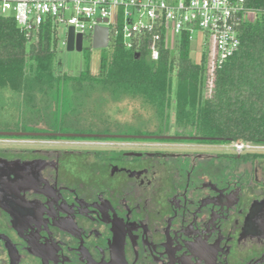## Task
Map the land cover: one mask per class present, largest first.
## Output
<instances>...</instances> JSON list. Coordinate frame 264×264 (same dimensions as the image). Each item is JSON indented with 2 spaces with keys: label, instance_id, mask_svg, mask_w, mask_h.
<instances>
[{
  "label": "flooded vegetation",
  "instance_id": "af4514ba",
  "mask_svg": "<svg viewBox=\"0 0 264 264\" xmlns=\"http://www.w3.org/2000/svg\"><path fill=\"white\" fill-rule=\"evenodd\" d=\"M49 134L0 135V264H264V147L169 134L194 146L100 150ZM96 135L74 138L112 134Z\"/></svg>",
  "mask_w": 264,
  "mask_h": 264
},
{
  "label": "trees",
  "instance_id": "16d2710c",
  "mask_svg": "<svg viewBox=\"0 0 264 264\" xmlns=\"http://www.w3.org/2000/svg\"><path fill=\"white\" fill-rule=\"evenodd\" d=\"M244 4L250 11L240 25L239 50L216 70L210 92L207 58L191 59V42L184 34L162 48L158 60L150 59L145 45L127 49L117 38L106 48L97 76L72 79L57 73L53 27L43 24L30 40L12 18L0 16V94L12 105L14 124L24 112L40 118L61 84L71 81L76 103L86 89L103 103H138L136 112L145 111L152 124L146 128L149 136H162L176 126L192 135L187 139L264 144V0ZM14 124L5 123L0 131L20 130Z\"/></svg>",
  "mask_w": 264,
  "mask_h": 264
},
{
  "label": "built area",
  "instance_id": "2783aa9c",
  "mask_svg": "<svg viewBox=\"0 0 264 264\" xmlns=\"http://www.w3.org/2000/svg\"><path fill=\"white\" fill-rule=\"evenodd\" d=\"M249 11L244 0H0V16L12 18L28 39L49 24L65 46L70 27L84 40L100 25L109 29V45L117 38L127 49L145 45L150 59L158 60L161 49L181 35L192 44L198 33L207 58L208 92L216 70L239 50L240 25ZM230 144L233 152L264 147L249 141Z\"/></svg>",
  "mask_w": 264,
  "mask_h": 264
},
{
  "label": "rangeland",
  "instance_id": "374dc122",
  "mask_svg": "<svg viewBox=\"0 0 264 264\" xmlns=\"http://www.w3.org/2000/svg\"><path fill=\"white\" fill-rule=\"evenodd\" d=\"M250 17H253V15L250 14ZM195 36L199 44L197 42L191 44L190 57L193 61H199L205 48L202 42L203 37L198 35V33ZM35 37L33 36L31 39ZM62 37H64V33ZM91 40L92 36L87 33L83 40V50L79 52L76 50L67 51L66 46L61 43L62 39L58 38L56 64L59 71L57 73H65L72 79L85 73L89 76H97L101 71L108 50L93 48ZM70 84L71 81L61 84L60 89L53 95V103H50V107L41 111L42 116L40 118L34 112H24L16 124H14L16 120H14L12 105H9V102L0 94V127L4 126L3 124L5 123H10L14 124L15 128H20V130H10L15 132H23L24 129H35L42 133L112 134L108 137L104 136V139H77L74 138L77 136L56 135L59 145L73 146L74 148L78 146L79 148L87 147V149L117 150L120 147H132L137 151H147L150 147L164 149L170 146H180L182 148L194 146L188 143L190 141H177L179 143L168 144L164 142L167 141L165 140L167 138L140 137V135L147 136L148 130L146 128L150 130L153 127L152 124H149L150 120L145 111L143 113L136 112L139 106L138 103L125 102L127 100L120 101L117 106L121 108V111L117 112V106L114 103H103L94 99L92 89H86L84 94H80L78 98L81 99V102L76 103L74 101L76 96L72 93ZM169 134L188 135L183 134L181 129L176 126H173L171 131L166 130L164 132V135ZM8 140L18 141L19 139L8 137ZM230 145L227 142H216L214 147L218 149L226 148L232 151L233 149Z\"/></svg>",
  "mask_w": 264,
  "mask_h": 264
},
{
  "label": "water",
  "instance_id": "95a60500",
  "mask_svg": "<svg viewBox=\"0 0 264 264\" xmlns=\"http://www.w3.org/2000/svg\"><path fill=\"white\" fill-rule=\"evenodd\" d=\"M92 47L96 49H106L109 46V29L106 26L97 25L94 28L92 35ZM67 51H82L83 50V36L81 33H78L76 36L74 34L73 27H70L67 35L66 42ZM174 116V114H173ZM31 134H39V135H51L49 133H30V132H18V131H0V135H8V136H20V135H31ZM53 135H62V136H77V137H95L96 134H58L55 133ZM99 136H110V135H99ZM140 137H153V136H141ZM156 138H169L170 136L162 135V136H154ZM122 257V255H121ZM119 254L113 253L112 260L109 264H124ZM182 264H190L188 262H183Z\"/></svg>",
  "mask_w": 264,
  "mask_h": 264
}]
</instances>
